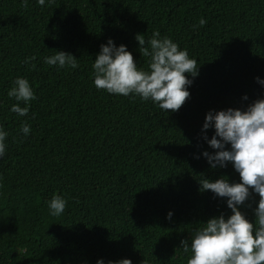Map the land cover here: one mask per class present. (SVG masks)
I'll return each instance as SVG.
<instances>
[{
	"label": "trees",
	"instance_id": "obj_1",
	"mask_svg": "<svg viewBox=\"0 0 264 264\" xmlns=\"http://www.w3.org/2000/svg\"><path fill=\"white\" fill-rule=\"evenodd\" d=\"M153 31L198 64L195 77L185 73L189 96L176 111L92 83L107 38L146 69L135 35L147 42ZM56 50L77 67L46 65ZM30 56L34 67L24 63ZM18 76L35 94L26 116L9 111L16 101L6 93ZM256 77L264 78V0H0V127L8 133L0 264H187L191 253L180 241L209 217L230 214L225 198L200 191L199 180L239 182L230 163L210 168L201 155L215 151L204 115L243 110L264 93ZM53 195L66 200L58 216L47 207ZM258 199L251 193L239 206L250 222Z\"/></svg>",
	"mask_w": 264,
	"mask_h": 264
},
{
	"label": "clouds",
	"instance_id": "obj_2",
	"mask_svg": "<svg viewBox=\"0 0 264 264\" xmlns=\"http://www.w3.org/2000/svg\"><path fill=\"white\" fill-rule=\"evenodd\" d=\"M35 2L45 5V0ZM198 23L203 26L206 20L200 18ZM135 40L140 55L148 57L147 68H138L126 46L114 44L109 37L99 46L91 65L93 85L109 94L138 95L142 101L150 100L163 111L178 110L189 96L187 86L191 80L185 73L191 77L198 74L196 60L170 38L161 37L158 31H153L147 42L139 34L135 35ZM33 59L34 56L25 57L24 63L30 64ZM43 62L60 68L77 67L75 57L63 50L44 56ZM255 79L264 87V78ZM6 94L16 101L9 111L26 116L29 101L35 99L29 81L21 76L14 78ZM242 98L247 99V96ZM209 128L213 131L210 138L205 137L206 143L215 151H202L201 155L210 168H223L230 163L239 175V182L230 183L224 176L199 180L200 191L209 190L214 196L225 198L230 214L209 217L193 230L188 240L180 241V247L185 253H191L187 264H264V93L243 110L233 107L208 110L202 130ZM19 131L27 136L30 128L22 124ZM7 135L0 127V157L5 153ZM251 193L259 196L253 209V222L239 210ZM65 206L66 200L61 195H53L47 202L52 216L62 214ZM171 215L169 210L166 219ZM95 264H132V261L98 258Z\"/></svg>",
	"mask_w": 264,
	"mask_h": 264
}]
</instances>
